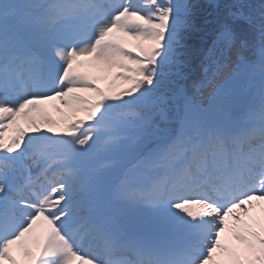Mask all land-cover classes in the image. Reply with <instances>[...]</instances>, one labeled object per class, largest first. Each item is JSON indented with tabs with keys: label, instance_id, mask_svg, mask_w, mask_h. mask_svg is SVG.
<instances>
[{
	"label": "snow or ice",
	"instance_id": "6c2138e0",
	"mask_svg": "<svg viewBox=\"0 0 264 264\" xmlns=\"http://www.w3.org/2000/svg\"><path fill=\"white\" fill-rule=\"evenodd\" d=\"M208 6L201 22L193 0H0V264H21L14 248L33 264H264V222L237 213L264 202V0ZM116 33L151 43L133 56ZM80 57L134 86L106 95ZM54 99L94 123L42 131ZM21 116L34 134L5 143Z\"/></svg>",
	"mask_w": 264,
	"mask_h": 264
},
{
	"label": "rangeland",
	"instance_id": "374dc122",
	"mask_svg": "<svg viewBox=\"0 0 264 264\" xmlns=\"http://www.w3.org/2000/svg\"><path fill=\"white\" fill-rule=\"evenodd\" d=\"M116 37L119 39V41L123 44V46L125 47L126 50H130L133 56L136 55H141L142 54V50H146L149 46L150 43L149 41H137V40H133L131 37H125L123 36V34L121 33H116ZM80 61H84L83 65H81L79 63V61L74 65V67L76 68V71L85 74L86 76H97L99 81L98 83L100 84V89L103 90L102 86H104L106 88L105 94L108 96H114L118 93H123L125 90L130 89L131 87H133V83L131 80H125V79H120V78H116L114 79L113 74H115V76H117V73L120 71L119 69H112L113 71L110 72H102L99 69H97L96 67H93V58L92 57H80L79 58ZM135 65H130V67H134ZM126 75H132L131 73H126ZM112 80V81H111ZM105 83V84H104ZM80 95L84 96L87 98L88 95H92L94 96L96 93L92 92V91H83L82 93H79ZM60 105L61 107H66L69 111H70V116L66 115L63 119V122L66 123L67 125L73 121V119L76 117H79L80 114L82 113H87L86 111V105H74L72 107H69L67 104L59 102V105L53 104V103H47L43 106H41L48 114V111L50 112H56L57 115L58 112L56 111L57 109H60ZM56 107V108H55ZM81 112V113H80ZM122 114L120 113L118 117H121ZM21 123L18 124L19 128L24 130L25 133V139L27 138L28 135H32L34 134L32 131V125L29 123V121L21 116ZM24 121H26L27 126L25 128L24 126ZM42 123L44 122H40L39 123V127L42 125ZM57 124H48L46 125V127H51V128H56ZM41 130H46L47 128H43L40 127ZM65 130H61V131H54L56 133H60V134H64ZM19 133L17 131V128L15 127V125H12L10 128H8L5 133H4V142H10L11 139L15 136H17ZM106 135L105 134H101L100 136V141L99 144L102 145L104 143V140L106 139ZM19 150V149H18ZM132 154L131 153H127L125 155H123L120 158V163L124 166H128L130 167V164L133 163L132 160H135V156L133 154V157L131 158ZM253 205H255V207H252L249 209L248 213L245 214L239 210H237V213L240 215L241 217V221L244 222H252V220L255 218L257 220L260 219V221L264 222V218L263 215L264 213H262L261 209H264V202L261 201H257V200H253ZM195 210L196 212L199 211L200 209L198 208V206L193 205L192 206V210ZM259 215H261L262 217H260ZM229 222L230 224H234L235 222L231 220V218H229ZM47 226V225H46ZM45 226V227H46ZM132 226L133 228H139L140 225H138L135 221H132ZM38 230L43 229L44 230V226L43 225H38L36 227ZM44 236V235H43ZM222 243H226L231 247H234V249L239 252L243 246L240 245L237 241H235L232 236L231 233L226 232L225 234L222 235ZM28 241L31 242V239H26V242L28 244ZM28 247L32 250V247H34L32 245V243L28 244ZM13 255L16 256V258L18 260H20L22 262V264H28L27 260L30 257H25L24 254L15 249L13 250Z\"/></svg>",
	"mask_w": 264,
	"mask_h": 264
},
{
	"label": "trees",
	"instance_id": "16d2710c",
	"mask_svg": "<svg viewBox=\"0 0 264 264\" xmlns=\"http://www.w3.org/2000/svg\"><path fill=\"white\" fill-rule=\"evenodd\" d=\"M193 2L198 3L202 6L200 9L201 22L203 18H207L209 20H212L214 18L215 10L212 7L208 6L209 0H193ZM219 2L221 4H228V3H231L232 0H219ZM253 2H256V0H253ZM212 38H213L212 28L211 26H209L207 34L202 33L199 36H197L195 39L199 42L200 48L206 50L208 47H210ZM199 64H200L199 59L194 61L192 65L193 75H196L201 71ZM205 103H207V101H205Z\"/></svg>",
	"mask_w": 264,
	"mask_h": 264
}]
</instances>
